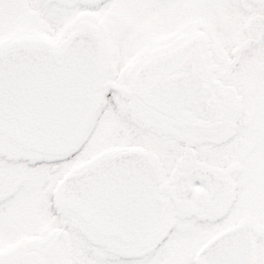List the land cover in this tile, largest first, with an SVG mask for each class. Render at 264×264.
<instances>
[{"label":"snow or ice","instance_id":"1","mask_svg":"<svg viewBox=\"0 0 264 264\" xmlns=\"http://www.w3.org/2000/svg\"><path fill=\"white\" fill-rule=\"evenodd\" d=\"M0 264H264V0H0Z\"/></svg>","mask_w":264,"mask_h":264}]
</instances>
